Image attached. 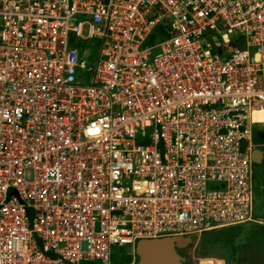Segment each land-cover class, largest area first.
Listing matches in <instances>:
<instances>
[{"label":"built area","instance_id":"1","mask_svg":"<svg viewBox=\"0 0 264 264\" xmlns=\"http://www.w3.org/2000/svg\"><path fill=\"white\" fill-rule=\"evenodd\" d=\"M262 111L264 0H0V264L254 221Z\"/></svg>","mask_w":264,"mask_h":264},{"label":"rangeland","instance_id":"2","mask_svg":"<svg viewBox=\"0 0 264 264\" xmlns=\"http://www.w3.org/2000/svg\"><path fill=\"white\" fill-rule=\"evenodd\" d=\"M261 133L264 134V120L257 124L254 133V148L262 151L261 162L253 163L256 176L255 220L203 232L180 249L188 264H264V222L259 220L264 218V135ZM127 248H117L116 259L129 257Z\"/></svg>","mask_w":264,"mask_h":264},{"label":"water","instance_id":"3","mask_svg":"<svg viewBox=\"0 0 264 264\" xmlns=\"http://www.w3.org/2000/svg\"><path fill=\"white\" fill-rule=\"evenodd\" d=\"M264 135L261 133V136ZM252 159L254 163L262 160V151L253 148ZM264 222V218H259ZM195 236H173L143 239L136 243L134 249L137 260L131 264H185V256L180 249L189 245Z\"/></svg>","mask_w":264,"mask_h":264},{"label":"flooded vegetation","instance_id":"4","mask_svg":"<svg viewBox=\"0 0 264 264\" xmlns=\"http://www.w3.org/2000/svg\"><path fill=\"white\" fill-rule=\"evenodd\" d=\"M187 257V256H186ZM122 263H125V264H128V263H132V261H136L137 260V254L135 253L133 256L130 255L129 257L128 256H125V257H122L119 259ZM187 260H188V257H187ZM188 262V261H187ZM189 263V262H188Z\"/></svg>","mask_w":264,"mask_h":264},{"label":"bare ground","instance_id":"5","mask_svg":"<svg viewBox=\"0 0 264 264\" xmlns=\"http://www.w3.org/2000/svg\"><path fill=\"white\" fill-rule=\"evenodd\" d=\"M254 116L257 120H264V111L262 112H255Z\"/></svg>","mask_w":264,"mask_h":264},{"label":"trees","instance_id":"6","mask_svg":"<svg viewBox=\"0 0 264 264\" xmlns=\"http://www.w3.org/2000/svg\"><path fill=\"white\" fill-rule=\"evenodd\" d=\"M255 202H256V176H255ZM255 210V209H254ZM255 214V213H254ZM258 218V217H256ZM185 264H188V262L186 261Z\"/></svg>","mask_w":264,"mask_h":264}]
</instances>
